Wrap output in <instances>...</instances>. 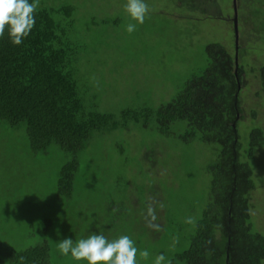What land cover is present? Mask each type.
<instances>
[{
	"label": "rangeland",
	"instance_id": "obj_1",
	"mask_svg": "<svg viewBox=\"0 0 264 264\" xmlns=\"http://www.w3.org/2000/svg\"><path fill=\"white\" fill-rule=\"evenodd\" d=\"M126 2H71L85 15L81 29L88 37L80 35L87 47L77 69L79 87L88 89L87 98L100 112L119 120L122 109H155L171 101L206 68L210 44L222 45L235 57L233 0H145L151 11L143 24L124 10ZM254 2L264 5V0ZM236 3L238 18L246 19L245 2ZM240 21V161L252 170L251 228L264 236V89L258 74L264 67V31L256 38ZM103 22L109 27L102 33L98 24ZM129 23L136 25L132 33L126 30ZM183 126L174 124L171 130ZM254 129L263 132V143L248 160ZM183 132L175 129L171 136H162L153 123L139 121L93 134L75 156L72 194L59 197L60 173L73 155L54 143L45 152H34L24 124L14 129L0 120V241L17 251L46 241L51 264H87L61 255L58 241L69 237L75 242L91 234L109 240L128 235L138 249L137 264H154L160 254L167 264L172 252L187 247L209 193L208 168L220 152L217 144L182 141ZM152 199L164 205L156 208V223H164L160 232L148 228L142 216ZM188 217L195 223H185ZM168 222L176 238L168 237ZM145 249L148 259L139 255Z\"/></svg>",
	"mask_w": 264,
	"mask_h": 264
},
{
	"label": "trees",
	"instance_id": "obj_2",
	"mask_svg": "<svg viewBox=\"0 0 264 264\" xmlns=\"http://www.w3.org/2000/svg\"><path fill=\"white\" fill-rule=\"evenodd\" d=\"M241 1L245 2L247 9L242 8L244 4L241 8L247 17L240 21L237 15V27L240 21L243 29L250 27L246 29L248 32L261 37L264 5L254 0ZM71 2L39 0L35 26L22 44L13 45L7 30L0 38V120L14 129L24 124L28 144L34 152H45L54 143L73 155L72 161L61 170L59 197L72 194L76 154L85 148L93 134L105 128L112 131L140 121L145 126L153 123L162 136H171L175 129H182L184 132L179 135L182 141L217 144L220 152L208 168L211 181L206 203L185 241L187 247L172 252L169 261L171 264H264V236L253 232L250 224L252 170L248 162L240 161L237 124L241 119L238 96L243 68L238 58L235 75V57L220 44L208 45L206 68L193 75L171 101L155 109H122L116 120L113 114L100 112L87 98L88 89L83 91L79 87L77 69L87 47L80 37L85 15ZM98 25L102 33L109 27L105 22ZM82 37L88 39L86 34ZM238 45L237 42V50ZM258 74L264 89V67ZM178 123L184 126L171 130ZM262 143L263 132L252 130L248 160L253 159L255 149ZM167 226L168 237L176 238L170 234L172 225L168 222ZM21 256L25 258L23 264H51L46 241L22 251L0 241V264H21Z\"/></svg>",
	"mask_w": 264,
	"mask_h": 264
},
{
	"label": "clouds",
	"instance_id": "obj_3",
	"mask_svg": "<svg viewBox=\"0 0 264 264\" xmlns=\"http://www.w3.org/2000/svg\"><path fill=\"white\" fill-rule=\"evenodd\" d=\"M39 7V0H0V38L7 30L10 42L19 46L23 40L31 33L35 26V13ZM124 10L131 19L143 24L151 9L145 0H127ZM128 33L136 30V25L129 23L126 28ZM95 79V77H93ZM163 208L162 203L152 199L146 206V211L142 216L146 226L156 232L163 230L162 225L156 223L158 217L156 208ZM251 211V210H249ZM185 223L193 224L195 219L188 217ZM174 247V244H173ZM57 249L63 256L71 257L76 261H87V264H137L138 249L134 241L128 235H121L118 238L109 240L103 234H91L87 238L73 241L66 237L59 240ZM140 257L148 259L149 252L145 249L139 252ZM165 256L157 255L154 264H164ZM25 258L20 257L21 264ZM171 264V261H168Z\"/></svg>",
	"mask_w": 264,
	"mask_h": 264
},
{
	"label": "water",
	"instance_id": "obj_4",
	"mask_svg": "<svg viewBox=\"0 0 264 264\" xmlns=\"http://www.w3.org/2000/svg\"><path fill=\"white\" fill-rule=\"evenodd\" d=\"M233 8H234L233 29H234L235 47H236V53H235V75H236V70H237V42H238L236 0H233Z\"/></svg>",
	"mask_w": 264,
	"mask_h": 264
}]
</instances>
